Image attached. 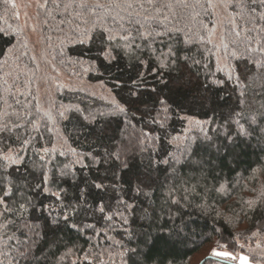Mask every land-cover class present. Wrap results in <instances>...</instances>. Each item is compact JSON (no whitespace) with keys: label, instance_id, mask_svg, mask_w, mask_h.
<instances>
[{"label":"snow or ice","instance_id":"snow-or-ice-1","mask_svg":"<svg viewBox=\"0 0 264 264\" xmlns=\"http://www.w3.org/2000/svg\"><path fill=\"white\" fill-rule=\"evenodd\" d=\"M33 4L21 22L17 0H0L16 21L0 27L9 38L0 48V264H47L42 244L66 247L57 235L65 229L89 247L70 248L61 261L145 264L155 239L182 241L165 231L187 199L178 185L207 182L242 146L264 153V0L23 7ZM68 65L105 77L98 82L115 94L107 89L111 99L94 109V93L60 82ZM74 92L84 95L65 97ZM174 117L185 122L176 135ZM245 204L241 215L257 213L258 223L233 239L221 234L212 258L264 264V192Z\"/></svg>","mask_w":264,"mask_h":264},{"label":"trees","instance_id":"trees-1","mask_svg":"<svg viewBox=\"0 0 264 264\" xmlns=\"http://www.w3.org/2000/svg\"><path fill=\"white\" fill-rule=\"evenodd\" d=\"M9 24L15 28V19L11 16H4L0 12V27L7 29ZM8 39L6 36L0 38V48L9 47ZM32 39L34 40L35 37ZM31 46L29 43V48ZM71 55L74 56V53ZM73 72H78L79 75H71ZM103 79L106 78L99 77L92 72H84L82 68L73 65H68L60 73L61 83H65L73 89H84L88 93L95 94L87 101L94 109L102 108L111 99L107 89L112 88L115 94L112 83H107L106 87L101 86L98 81ZM77 94L84 95L83 92H74L66 93L65 97ZM52 99L57 103L61 102L55 95ZM177 99L180 100V98ZM63 102L68 103V99L65 98ZM185 111H181L180 115H184ZM198 111L199 109H193V113L189 114ZM199 118L204 119L205 117L200 115ZM112 126L113 128L117 127L116 124ZM184 126L183 120L174 117L168 130L176 135L182 132ZM137 127H142V125H137ZM163 144L167 150H173V146L168 145L166 141ZM81 147L86 148L87 145H81ZM237 151L239 155L236 159L228 157L223 162L217 161V167L211 175L207 176V182L198 177L187 185H178L183 189L178 192V196L183 195L187 199L182 202L178 210L173 207L175 222L174 224L169 222L165 231L173 228L180 232L182 241L173 243L167 239H155L145 250L148 256L145 264H167L169 260L173 261V264H191L192 259L199 253H205V255L197 264H206V262L233 264L232 261L212 258L211 249L219 248L217 241L221 240V234L225 240H229L242 234L245 229L254 228L258 223L259 215L254 212L241 215V209L246 207V201L258 198L264 192V153L243 146ZM139 161L140 156L137 155L136 159L132 161L134 171L139 166ZM192 175L193 173L187 172V176ZM221 183L225 184L224 190H219ZM159 195L160 193H157V196ZM159 202L162 203V201ZM216 229L220 231L218 232ZM57 235L66 247L57 248L48 242L43 243V251L40 255L42 259L47 256V264H70V260L76 259L75 255L63 261L59 258L70 248L75 252L77 249L89 247L84 236H78L71 230L65 229ZM240 243H244L242 235ZM237 251L240 249L237 248ZM243 251L247 252V247Z\"/></svg>","mask_w":264,"mask_h":264},{"label":"rangeland","instance_id":"rangeland-1","mask_svg":"<svg viewBox=\"0 0 264 264\" xmlns=\"http://www.w3.org/2000/svg\"><path fill=\"white\" fill-rule=\"evenodd\" d=\"M18 5L20 6V11H21V22L24 19L23 16V12L25 10L29 11L30 13H34L35 12V6L34 4L32 5V7L28 8V9H24L23 5L25 3H30V0H17ZM35 36H33L34 38ZM205 255V253H199L197 255H195V257L192 259L191 264H197V262Z\"/></svg>","mask_w":264,"mask_h":264},{"label":"water","instance_id":"water-1","mask_svg":"<svg viewBox=\"0 0 264 264\" xmlns=\"http://www.w3.org/2000/svg\"><path fill=\"white\" fill-rule=\"evenodd\" d=\"M201 264V263H200Z\"/></svg>","mask_w":264,"mask_h":264}]
</instances>
